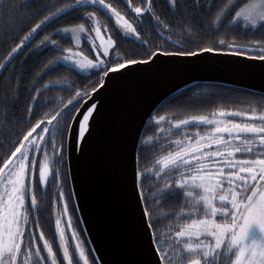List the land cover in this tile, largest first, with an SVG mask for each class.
Returning <instances> with one entry per match:
<instances>
[{
  "label": "snow or ice",
  "instance_id": "6c2138e0",
  "mask_svg": "<svg viewBox=\"0 0 264 264\" xmlns=\"http://www.w3.org/2000/svg\"><path fill=\"white\" fill-rule=\"evenodd\" d=\"M59 4L13 5L5 9L8 23H0V44L10 49L0 63V76L13 65L3 106L15 107L23 97L27 115L26 125L14 130L15 139L5 137L7 145L0 140L4 148L0 264H110L101 249L93 246L85 227L87 219L79 203L83 194L73 187L70 157L76 152V159L86 157L93 147L103 129L107 99L119 83L137 76L141 68L156 65L162 56L230 52L264 64V0L219 4L218 0H193L188 26L179 25L185 43L171 47L154 44L143 33L145 16L154 27L172 33L156 14L154 0H142L140 6L125 0L126 12L107 0H59ZM172 4L180 8L178 0ZM202 13L209 17L204 29ZM64 17L76 21L74 26L58 28L36 42L41 32ZM101 17L111 23L102 22ZM212 17L216 23L227 21L229 28L243 25L245 30L259 32L260 38L244 43L233 38L229 43L212 27ZM55 36H64L71 46L61 47ZM121 37L132 38L142 51L122 49ZM82 38L88 54L81 47ZM47 49L57 55L28 87L23 65L34 53ZM57 69L65 72L45 83ZM53 90L66 95L46 96ZM213 90L208 86L203 92ZM242 95L250 102L247 109L221 107L211 118L192 115L171 120L150 115L162 136H144L121 117L102 163L106 187L128 223L120 258L111 264H264V98L255 100L253 92ZM4 119L7 123L0 127L6 129L12 121L7 113ZM192 125L205 131H182ZM145 147L157 148L159 153L154 154L151 167L142 166ZM50 185L55 187L51 239L46 238L40 218L31 213L40 206L37 187L47 196ZM169 200H175L176 207L163 213L161 208ZM173 216L167 234L158 232L162 219Z\"/></svg>",
  "mask_w": 264,
  "mask_h": 264
},
{
  "label": "water",
  "instance_id": "95a60500",
  "mask_svg": "<svg viewBox=\"0 0 264 264\" xmlns=\"http://www.w3.org/2000/svg\"><path fill=\"white\" fill-rule=\"evenodd\" d=\"M196 83L226 84L264 94V64L230 52L202 53L198 57H161L150 68L119 83L107 99L103 129L86 157L70 162L75 176L73 187L83 194L79 203L87 219L90 239L104 259L120 258L128 223L117 201L106 187L102 163L110 139L126 117L129 126L144 131L150 115L163 100ZM155 106V107H154ZM129 151L132 144H128Z\"/></svg>",
  "mask_w": 264,
  "mask_h": 264
},
{
  "label": "trees",
  "instance_id": "16d2710c",
  "mask_svg": "<svg viewBox=\"0 0 264 264\" xmlns=\"http://www.w3.org/2000/svg\"><path fill=\"white\" fill-rule=\"evenodd\" d=\"M27 2L30 8H35L41 5H47L51 7L52 5L60 6L59 0H0V23L7 24L9 13L5 11V9H10L13 5H20ZM107 2L115 4L122 12H126L127 8L125 7V0H107ZM202 2V0H201ZM227 3V0H218L219 3ZM142 0H133V4L140 6ZM180 8H177L172 4V0H154V8L156 14L160 16L161 20H163L166 24H169V27L172 28V34L168 31H164L163 29H159L153 26L152 23L149 22L150 17L145 16L143 22V33H147L151 38L154 44H162L165 47H171L175 42L185 43L186 38H182V32L184 31L179 25H185V28L188 26V23L191 18L192 12V4L193 0H178ZM187 6V7H185ZM54 10V9H53ZM131 18V17H129ZM102 22L111 23L107 21L106 18L101 17ZM171 21H175V25L171 24ZM209 17L201 14L200 18V27L204 29L208 24ZM212 27L219 29V35L223 36L229 43L233 38L236 39L237 43H244L246 41H251L254 39L260 38L259 32H254L252 30H245L243 25H238L229 28L227 21H224L222 24L216 23L214 17H212ZM74 21L71 17H64L61 20L57 21L55 25L50 26L46 31L41 32L40 36L37 37L36 42L39 39H42L44 35H48L49 33H54L56 29L63 27H72L74 26ZM15 34V33H14ZM61 47L71 46V41L67 40L64 36H55L54 37ZM197 39H211L209 36L200 37L197 36ZM18 42V41H17ZM120 46L122 49H125L129 52H140L142 49L140 46L132 39V38H123L121 37ZM9 44H11V40H9ZM82 48L86 52L88 50V44L84 40L82 42ZM188 47H193V45H187ZM10 50L7 45L0 44V63L4 62V57L6 56V52ZM251 55H255V53H250ZM55 55L51 49H47L42 53L37 51L32 55V57L27 61L26 64L23 65V71L26 74L27 79L25 80V84L28 87H31L30 81L35 79L37 73L41 72L44 68V65L55 58ZM24 58L22 57L21 60ZM14 64L19 65L20 61H14ZM13 65H9V69L4 71L2 76H0V125L6 124L7 121L4 119L5 113H7L8 119L12 121V124H9L5 129L0 127V140L4 141V144L7 145L9 143L8 139L5 137H10V139H15L14 130H19L26 125L27 115L24 112V99L21 98V101L15 106H8L6 109L3 106L4 101V89L8 86V79L13 75L11 69ZM21 71L20 67H17L16 72L19 74ZM64 69H57L55 72L49 74L48 77L45 78L44 82L46 83L48 79H59L60 74L64 73ZM13 84L15 81L12 82ZM208 86H213V91L209 94H205L203 89ZM245 92H253L248 91L242 88L233 87L226 84L219 83H196L191 86L186 87L185 89L171 95L161 102V104L156 108L153 114L165 115L167 119L175 120V119H187L192 115H208L211 118L212 112L218 110L223 107L229 111L238 110V109H247L249 107V100L246 99L242 93ZM255 94V100L259 101L261 98H264V94L253 92ZM26 95V94H25ZM59 95H66V93L59 92L57 90H53L50 93H47L46 96L54 97ZM252 106H257L253 104ZM19 121V123H17ZM167 124H164L163 127H167ZM185 130H190V134H194L196 131H201L202 133L205 131L203 127L197 128L195 125L190 126ZM180 135V133H177ZM144 136H162V133H159L155 122L149 119L147 125L143 131ZM174 138H176L174 136ZM163 142V141H161ZM158 147V146H157ZM4 154V148H0V156ZM154 154H159L157 152V148L145 147L141 150V162L142 166L151 167L152 161L154 159ZM151 181L149 182V184ZM149 185L146 184V188ZM176 207L175 200H169L166 202L161 211L163 213H168L172 209ZM175 221V217H170L167 220H163L160 225H158V232L167 234L168 228L173 225ZM168 246L167 244L165 245Z\"/></svg>",
  "mask_w": 264,
  "mask_h": 264
},
{
  "label": "flooded vegetation",
  "instance_id": "af4514ba",
  "mask_svg": "<svg viewBox=\"0 0 264 264\" xmlns=\"http://www.w3.org/2000/svg\"><path fill=\"white\" fill-rule=\"evenodd\" d=\"M190 134V130H185ZM179 136V134H176ZM174 138V137H173ZM67 191V186L65 187ZM43 188L37 187L36 194L40 206L37 209H31V213L34 216H38L41 220L43 230L45 231L46 238L51 239L54 231V219H55V209L52 206L54 200L55 187L53 185L48 186L47 196L43 194ZM72 243V242H70Z\"/></svg>",
  "mask_w": 264,
  "mask_h": 264
},
{
  "label": "rangeland",
  "instance_id": "374dc122",
  "mask_svg": "<svg viewBox=\"0 0 264 264\" xmlns=\"http://www.w3.org/2000/svg\"><path fill=\"white\" fill-rule=\"evenodd\" d=\"M84 41V39L82 38V42ZM82 44V43H81ZM81 47H82V45H81ZM85 54H88V50L85 52Z\"/></svg>",
  "mask_w": 264,
  "mask_h": 264
}]
</instances>
